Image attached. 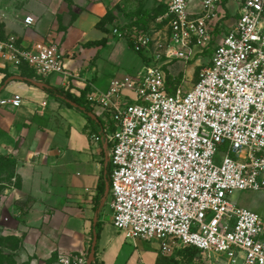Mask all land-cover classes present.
<instances>
[{"label":"built area","instance_id":"2783aa9c","mask_svg":"<svg viewBox=\"0 0 264 264\" xmlns=\"http://www.w3.org/2000/svg\"><path fill=\"white\" fill-rule=\"evenodd\" d=\"M158 2L163 29L135 20L113 28L145 53L143 69L114 77L105 91L91 84L85 95L101 110L92 138L109 152L112 224L126 238L160 242L164 255L195 248L194 264H264V216L229 199L264 189V0ZM204 55L193 87L171 92L164 66ZM0 57L38 76L71 75L58 43L23 46L1 27ZM21 102L19 94L0 100ZM89 255L59 254L58 264H89Z\"/></svg>","mask_w":264,"mask_h":264},{"label":"crops","instance_id":"0c3cea01","mask_svg":"<svg viewBox=\"0 0 264 264\" xmlns=\"http://www.w3.org/2000/svg\"><path fill=\"white\" fill-rule=\"evenodd\" d=\"M151 5L152 0H0L2 31L23 46L58 43L71 74L40 76V85L25 82L32 78L23 75L22 80H10L23 69L7 66L0 57V85L11 74L0 86V100L22 97L19 106L0 103V156L14 163L15 179L1 188L0 223L9 226L3 233L20 239L18 263L58 264L59 254L85 253L88 248L90 254L88 237L92 243L95 227L103 221L98 218L100 205L112 214L110 190L102 196L103 183L106 190V180L110 182L109 152L105 142L92 138L100 131L101 110L90 107L85 95L92 86L105 91L114 77L128 74L121 61L125 55H134V63L147 59L137 57L113 28L147 16ZM228 7L236 12L233 2ZM28 15L35 17L31 26L24 21ZM61 92L82 98L92 112L73 105ZM111 224L112 216L110 224L98 227V263L166 264L158 258L173 256L161 254L157 244L150 251L138 249L149 241L111 232Z\"/></svg>","mask_w":264,"mask_h":264},{"label":"rangeland","instance_id":"374dc122","mask_svg":"<svg viewBox=\"0 0 264 264\" xmlns=\"http://www.w3.org/2000/svg\"><path fill=\"white\" fill-rule=\"evenodd\" d=\"M198 7L196 5H192L191 9L195 10ZM232 8V6H231ZM150 11H148L149 13L147 14V20H149L148 22V27L149 29L152 30H159V29H163L164 28V24L157 21V17L156 14L159 15H164L166 12V9L160 5H158V0H152V5H151V9H149ZM237 13V10H236ZM156 17V18H155ZM233 17V16H232ZM232 17H227L228 21L229 19H233ZM237 17V16H236ZM166 22V19H164ZM164 22V23H165ZM118 25V24H117ZM131 48V47H130ZM134 52V51H133ZM137 57L138 56H144L145 53H139V52H135L134 53ZM133 58L134 55H132L131 53L125 55L121 61H123V67H124V71H126V73L128 74H132V75H136L138 72H140L144 65H145V61L144 63L140 62H133ZM210 57L207 55H204L201 58V61L199 62H189L187 64H184L182 62H175L174 64H167L164 66V69L166 70L168 75H171V86L172 85H181L183 90H189L193 87V85L198 81L199 75L202 71V69H204L207 66V62L209 61ZM131 65V66H129ZM21 74L19 75H23L24 73L27 74V72L23 70L19 71ZM18 73V71L16 72ZM56 74V73H55ZM105 75H109L106 71H105ZM24 76V75H23ZM32 79L35 80H39L40 76L35 75V77H31ZM55 79V81H58V76H54L53 77ZM97 83V82H96ZM97 86L102 87L101 83H97ZM108 88V87H107ZM106 88V89H107ZM101 90V89H100ZM226 148L222 147V151H225ZM14 178V163L12 161H9L7 159H5L4 157L0 156V200H1V193H2V189L3 186L9 185V183H15V179ZM2 188V189H1ZM229 199L231 201H233L234 203L240 205V206H244V207H249L253 210H255L256 212L262 214L264 216V189L262 190H258V191H252V190H235L232 192V194L229 195ZM96 214V212H95ZM111 210L110 208H104V206L99 207L98 210V218H100L101 221L100 225H98V227L103 226L106 222H108L110 224L111 222ZM4 227V228H3ZM5 227H9L7 224L2 225V223H0V264H16L17 261H15V259L13 258V255H16L15 253V247L18 244L17 239H13L9 235V234H5L3 232L7 231ZM110 231L114 232L116 234H122V232H118L116 230V228L114 226H112V224L110 225ZM87 244V243H86ZM88 244H91L90 238L88 237ZM154 244H157V248L159 249L160 253H162L161 250V245L160 242L157 241H149V242H144L138 249H146L148 251L152 250V246ZM92 247V246H91ZM89 250V248L87 249ZM87 250L85 251V253H87ZM164 255V254H163ZM178 255L179 258L177 260H182V256L179 255V253L175 254ZM169 258H175L176 256H168ZM221 258L226 260L227 256L225 254H221ZM170 264H173V260L170 261Z\"/></svg>","mask_w":264,"mask_h":264},{"label":"trees","instance_id":"16d2710c","mask_svg":"<svg viewBox=\"0 0 264 264\" xmlns=\"http://www.w3.org/2000/svg\"><path fill=\"white\" fill-rule=\"evenodd\" d=\"M158 5H160V6H162V7H164L165 9H166V7L163 5V4H160L159 2H158ZM159 16H161V15H159ZM157 14H156V17L158 18L159 17ZM155 17V18H156ZM156 18V19H157ZM133 21V20H132ZM149 20H147V17H146V15L144 14L143 16H140L139 18L137 17V19L135 20V21H133L134 23H136V24H138L140 27H144V28H147V29H149V27H148V22ZM22 69H24V71L25 72H27V74L26 73H24L23 75L24 76H27V77H29V78H31V77H35V75H37L35 72H34V70L33 69H31V68H29L28 66H26V67H23ZM11 76V74H7L5 77H4V80H3V82H2V84L0 85V86H2V85H4L5 84V81L9 78ZM24 81L25 82H27V83H31V81L29 80V79H24ZM168 81H169V84H171V75H168ZM174 86L175 85H172V87L170 88V91L172 92L173 91V89H174ZM1 88V87H0ZM46 91L47 92H49V93H51V94H53V95H56L57 94V90H53V89H46ZM61 96H65L67 99H69L70 101H74L75 103H77L78 105H79V107H82V106H84L85 108H84V110H85V112L86 113H90V112H92V109L90 108V107H88V105L84 102V100L82 99V98H75V97H73L72 95H70V94H64L63 92H61V93H59ZM89 118L90 119H92L90 116H89ZM98 122L101 124L102 123V121L100 120V119H98ZM110 173H111V164L109 163V168H108V178H109V180H110ZM104 191H105V184L103 183V186H102V196H104ZM95 229H96V232H97V235H98V239H99V237H100V232L98 231V224L96 225V227H95ZM11 238H13V239H17V241H18V244H17V246L15 247L16 249H15V251L17 250V249H19L20 248V239L19 238H17L16 236H14V235H12V236H10ZM97 251V245H96V250H95V252ZM177 253H179V255H181L182 256V260H177V259H175L174 257L173 258H169V257H166V256H161V257H159L158 258V261L160 262V263H166V264H170V261H172L173 260V264H180V263H191L192 261H193V258L196 256V254L198 253V251L195 249V248H185V249H182V250H179ZM13 258L15 259V255H13ZM15 261H17L16 259H15ZM16 264H20V263H18V262H16ZM21 264H28V262H24V263H21ZM94 264H100V263H98V261L97 260H95V262H94Z\"/></svg>","mask_w":264,"mask_h":264},{"label":"water","instance_id":"95a60500","mask_svg":"<svg viewBox=\"0 0 264 264\" xmlns=\"http://www.w3.org/2000/svg\"><path fill=\"white\" fill-rule=\"evenodd\" d=\"M24 79L23 76L20 75H13L10 77V80H22ZM31 82L35 83L36 85H40V83L36 80L33 79H29ZM8 81H5V83H7ZM73 105L78 106L76 103H73ZM109 190H110V182L108 180H106V190L105 193L106 195L109 194ZM97 216L94 217V224L96 225L97 223ZM97 241H98V235L96 230H94L93 232V242H92V247H91V251H90V255H89V264H92L94 258H95V250H96V245H97Z\"/></svg>","mask_w":264,"mask_h":264}]
</instances>
